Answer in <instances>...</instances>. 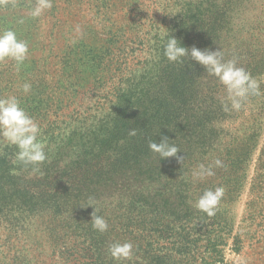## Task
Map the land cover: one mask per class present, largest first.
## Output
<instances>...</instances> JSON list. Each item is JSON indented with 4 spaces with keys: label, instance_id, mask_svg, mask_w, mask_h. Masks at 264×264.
<instances>
[{
    "label": "trees",
    "instance_id": "16d2710c",
    "mask_svg": "<svg viewBox=\"0 0 264 264\" xmlns=\"http://www.w3.org/2000/svg\"><path fill=\"white\" fill-rule=\"evenodd\" d=\"M173 1L169 17L154 22L155 34L147 33L138 43L140 50L128 48L119 59L107 50L89 60L86 67L99 71V78L98 88L88 93L101 94L93 106L78 112V126L67 137H55L53 125L45 124L44 92L16 96L39 125L47 159L38 172L31 165L13 164L17 148L0 138V264L29 263L23 247L35 242L36 224L52 247L65 248L71 240L72 249L95 264L117 261L108 251L114 242H130V259H136L141 248L161 249L160 239L177 231L217 232L209 240L213 250L233 235L231 207L242 197L263 133L264 0ZM170 36L189 49L220 48L225 60L236 59L259 82L260 94L250 95L239 111L230 105L226 111V94L215 77L188 57L169 62L164 56ZM135 51L147 55L129 57ZM133 129L136 134L130 135ZM163 137L180 149L177 156L162 159L149 149L150 142L158 144ZM216 159L224 166L213 167L214 175L193 179L198 165ZM216 187L225 192L209 217L194 204L203 191ZM261 195L264 147L243 218L247 228L256 222ZM89 203L107 221L106 232L92 228L94 208H82ZM77 206L78 215L65 216L77 214L70 210ZM241 238L240 232L233 237L237 252ZM167 245L171 251L178 246Z\"/></svg>",
    "mask_w": 264,
    "mask_h": 264
},
{
    "label": "rangeland",
    "instance_id": "374dc122",
    "mask_svg": "<svg viewBox=\"0 0 264 264\" xmlns=\"http://www.w3.org/2000/svg\"><path fill=\"white\" fill-rule=\"evenodd\" d=\"M173 2L155 0L153 5L150 0H52L50 9L33 17L36 0H3L0 31H14L18 39L27 42L28 54L19 68L10 59L0 62V98L24 94L22 86L31 84V90L39 89L46 94L45 124L53 125L55 137H67L78 126V112L93 106L97 94H101L100 91L94 96L88 93L98 88L99 78V71L87 68L89 60L107 50L117 59L128 53V48L140 50L138 43L146 39L148 32L154 36L153 28L157 27L154 22L159 24L169 15ZM129 55L140 59L147 54L135 51ZM262 122L263 133L253 156L249 180L239 202L231 207L235 227L230 238L213 250L209 249V240L217 232L210 234L209 228L207 232L177 231L169 239H160L161 249L144 247L143 253L138 251V258L111 261V264H264V195L256 210V222L249 228L243 224L252 178L264 147V118ZM70 210L77 214L67 213L69 219L78 215V206ZM238 232L242 234L243 247L237 252L233 237ZM32 235L35 242L25 243L23 247L29 257L28 264H95L82 251L72 249L71 240L65 248L52 247L37 224ZM3 239L1 230L0 243ZM169 243L178 246L171 251Z\"/></svg>",
    "mask_w": 264,
    "mask_h": 264
},
{
    "label": "clouds",
    "instance_id": "9594fccd",
    "mask_svg": "<svg viewBox=\"0 0 264 264\" xmlns=\"http://www.w3.org/2000/svg\"><path fill=\"white\" fill-rule=\"evenodd\" d=\"M3 2V0H0ZM52 7V0H36L31 12L33 17L40 16L45 10ZM28 54L27 42L17 38L12 30L0 31V62L10 59L15 62L17 68L26 60ZM164 56L169 62H182V58L188 57L202 66L208 75L215 77L223 86L225 97L222 100L225 110L239 111L244 101L250 95L260 94L259 82L252 77L243 67L237 66L236 59L225 60L222 51L204 49L195 46L191 49L183 46L174 36H170L164 46ZM25 94L30 92L31 84L25 83L22 86ZM136 131H130L135 135ZM40 128L36 121L20 105L16 96L0 98V138L7 144L17 148L13 164L19 162L25 166H32L33 172L39 171V165L46 159L44 144L38 140ZM167 137H163L160 143L150 142L148 147L151 151L158 153L162 159L177 156L180 149L170 144ZM181 161L183 157H178ZM223 162L216 159L213 164L205 166L200 164L193 172L194 180H203L207 176L214 175L213 167H223ZM224 188L216 187L207 189L199 195L194 207L211 217L218 211L220 202L224 196ZM93 207L91 203L86 207ZM94 208V207H93ZM92 228L100 233L108 230V223L103 216L97 214L94 208L91 214ZM133 245L130 242H114L109 246V254L117 261L128 259L132 255Z\"/></svg>",
    "mask_w": 264,
    "mask_h": 264
}]
</instances>
